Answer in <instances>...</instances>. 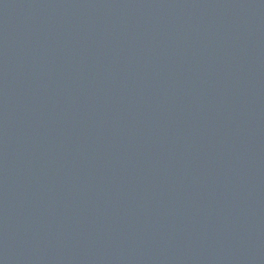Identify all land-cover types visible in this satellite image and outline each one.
<instances>
[{"label": "water", "instance_id": "95a60500", "mask_svg": "<svg viewBox=\"0 0 264 264\" xmlns=\"http://www.w3.org/2000/svg\"><path fill=\"white\" fill-rule=\"evenodd\" d=\"M0 264H264V0H0Z\"/></svg>", "mask_w": 264, "mask_h": 264}]
</instances>
